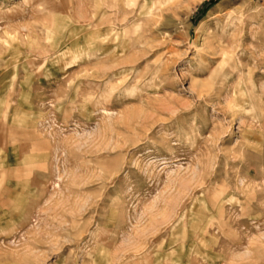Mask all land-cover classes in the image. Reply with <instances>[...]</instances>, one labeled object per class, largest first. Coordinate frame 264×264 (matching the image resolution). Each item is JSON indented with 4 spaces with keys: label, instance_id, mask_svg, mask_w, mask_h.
<instances>
[{
    "label": "rangeland",
    "instance_id": "1",
    "mask_svg": "<svg viewBox=\"0 0 264 264\" xmlns=\"http://www.w3.org/2000/svg\"><path fill=\"white\" fill-rule=\"evenodd\" d=\"M0 264H264V0H0Z\"/></svg>",
    "mask_w": 264,
    "mask_h": 264
},
{
    "label": "trees",
    "instance_id": "2",
    "mask_svg": "<svg viewBox=\"0 0 264 264\" xmlns=\"http://www.w3.org/2000/svg\"><path fill=\"white\" fill-rule=\"evenodd\" d=\"M210 5H211V3H210Z\"/></svg>",
    "mask_w": 264,
    "mask_h": 264
}]
</instances>
